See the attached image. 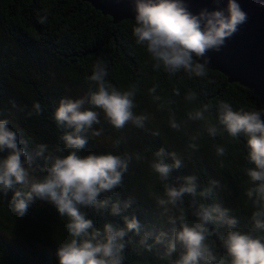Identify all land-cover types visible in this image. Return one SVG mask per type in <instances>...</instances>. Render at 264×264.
Here are the masks:
<instances>
[{
	"label": "trees",
	"instance_id": "16d2710c",
	"mask_svg": "<svg viewBox=\"0 0 264 264\" xmlns=\"http://www.w3.org/2000/svg\"><path fill=\"white\" fill-rule=\"evenodd\" d=\"M133 24L130 18L114 22L110 15L84 0H0V119H7L9 127L17 131L20 146L32 157L35 174L43 175L45 161L36 156L38 144H47L54 155L67 153L61 137L71 129L55 122L58 101L61 97L87 100L88 93L95 90V84L87 77L92 64L100 59L108 70L106 80L118 90L136 85L133 112L148 119L143 127L129 122L123 129H115L102 110L85 104L98 112L100 123L94 124L93 129L101 135L86 134L88 143L79 154L112 152L132 157L123 186L114 194H107L121 202L122 216L86 209L96 225L102 226L106 221L123 225V216L137 215L143 224L142 234H149L150 243L161 231H170L171 226L159 216L155 203V197L162 195L161 182L150 169L154 151L162 147L166 153L176 152L183 161V167L173 171V182L183 183V177L189 175L197 177V195L186 194L184 198L189 223L194 219L191 206L218 204L230 209L229 215L238 221L237 229L251 230L253 208L244 195L248 186L244 169L252 166L246 159V137L233 139L219 125L220 134L212 137L205 122L189 120L186 113L201 103L212 102L211 112L205 115L211 123H217L215 102L219 100L228 101L234 108L264 109V104L253 90L229 82L217 70H209V77L214 80L210 84L189 78L183 71L169 76L162 69H154L151 56L134 42ZM152 87L155 93L148 91ZM174 89L179 90L178 96L173 94ZM188 91L196 93V100L185 99ZM34 101L42 105L40 114H31ZM173 118L180 124L179 129L170 127L169 120ZM190 143L197 148H190ZM217 145L225 148L223 157H216ZM136 154L141 156L140 160L135 159ZM166 159L171 162L170 157ZM213 180L219 181V186H212L210 195L200 196V191ZM10 197L11 193L8 197L0 194V228H6L25 245L17 249L14 257L4 254L7 262L58 264L56 248L68 238L66 219L59 217L52 205L40 200L29 207L23 218L17 217ZM129 199L132 207L125 209L124 202ZM210 228L214 235L209 242H214L216 250L223 253L220 236L228 225L216 221ZM162 250V245H157L153 252L141 249L138 255L129 245L126 264H167L157 255Z\"/></svg>",
	"mask_w": 264,
	"mask_h": 264
},
{
	"label": "clouds",
	"instance_id": "9594fccd",
	"mask_svg": "<svg viewBox=\"0 0 264 264\" xmlns=\"http://www.w3.org/2000/svg\"><path fill=\"white\" fill-rule=\"evenodd\" d=\"M212 2V8L201 7L193 12L187 0H135L131 34L135 44L143 46L151 56L154 69H162L169 76L183 71L189 78L214 83L209 77L212 66L209 53L219 52L247 23L248 14L238 0ZM107 76L104 62L97 59L87 77L95 84L87 100L59 99L54 119L58 126L71 129L61 137L67 153L54 155L47 144H38L36 156L45 161L43 175L35 174L32 157L20 146L17 131L9 127L7 119H0V194L8 197L11 193V209L16 216L23 218L29 207L40 200L52 205L58 216L66 219L68 238L56 248L58 264H126L129 245H133L138 255L141 249L151 253L162 245L163 250L157 251V255L167 264H264V109L234 108L226 100L215 102L217 123H211L205 115L211 112L212 102L201 103L186 115L189 120L205 122L212 137L220 134L218 125L233 139L246 137V159L252 166L244 169L248 181L244 195L253 208L251 230L237 229L238 221L229 215L230 209L218 204L191 206L194 219L189 223L184 198L186 194L197 195V177L189 175L183 177V183L173 182V171L183 167V161L176 152L166 153L162 147L154 151L150 169L161 182L162 195L155 197V203L160 209L159 216L171 226L170 231H161L155 242L150 243L149 234H142L143 224L137 215L123 216V225L113 221L96 225L86 209L122 216L121 202L107 194H114L123 186L132 157L112 152L79 154L88 143L86 134L101 135L93 129L94 124L100 123L93 108L102 110L115 129H123L129 122L143 127L148 119L133 112L136 85L130 84L121 91L106 80ZM148 91L155 93L156 89ZM173 94L178 96L179 90L174 89ZM185 99L196 100V93L188 91ZM86 103L93 108L85 107ZM32 108L31 114L42 112L39 102L34 101ZM169 124L173 129L180 128L174 118ZM189 147L196 149L197 145L190 143ZM225 151L217 145L216 157H223ZM135 159L140 160L141 156L136 154ZM212 186H219V181H211L199 195H210ZM131 207V199L124 202L125 209ZM216 221L228 225L220 236L223 253L216 250L214 242H209L214 235L210 225Z\"/></svg>",
	"mask_w": 264,
	"mask_h": 264
},
{
	"label": "water",
	"instance_id": "95a60500",
	"mask_svg": "<svg viewBox=\"0 0 264 264\" xmlns=\"http://www.w3.org/2000/svg\"><path fill=\"white\" fill-rule=\"evenodd\" d=\"M114 22L130 18L134 20L135 0H84ZM191 10L212 8V0H187ZM248 14L247 23L226 42L219 52H210V69L223 73L229 82L244 85L264 104V0H238Z\"/></svg>",
	"mask_w": 264,
	"mask_h": 264
},
{
	"label": "rangeland",
	"instance_id": "374dc122",
	"mask_svg": "<svg viewBox=\"0 0 264 264\" xmlns=\"http://www.w3.org/2000/svg\"><path fill=\"white\" fill-rule=\"evenodd\" d=\"M24 245L25 243L17 240L15 235L6 228H0V264H9L4 254L8 253L11 257H14L17 249H23L22 246Z\"/></svg>",
	"mask_w": 264,
	"mask_h": 264
}]
</instances>
